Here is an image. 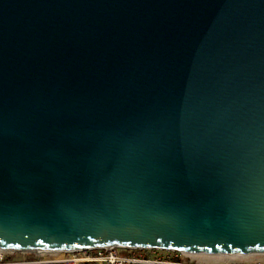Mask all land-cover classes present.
<instances>
[{
  "label": "water",
  "instance_id": "95a60500",
  "mask_svg": "<svg viewBox=\"0 0 264 264\" xmlns=\"http://www.w3.org/2000/svg\"><path fill=\"white\" fill-rule=\"evenodd\" d=\"M264 255V0H0V249Z\"/></svg>",
  "mask_w": 264,
  "mask_h": 264
},
{
  "label": "built area",
  "instance_id": "2783aa9c",
  "mask_svg": "<svg viewBox=\"0 0 264 264\" xmlns=\"http://www.w3.org/2000/svg\"><path fill=\"white\" fill-rule=\"evenodd\" d=\"M121 247L93 248L60 252L53 260L32 259L31 251L0 249V264H205L196 256L178 250L156 248L128 249ZM237 264H264V255ZM208 264V263H206Z\"/></svg>",
  "mask_w": 264,
  "mask_h": 264
},
{
  "label": "rangeland",
  "instance_id": "374dc122",
  "mask_svg": "<svg viewBox=\"0 0 264 264\" xmlns=\"http://www.w3.org/2000/svg\"><path fill=\"white\" fill-rule=\"evenodd\" d=\"M128 251L129 250L126 249V253ZM27 255L30 256V258L32 259H42V260H53L57 257H61L60 252H47V251L46 252L45 251L29 252ZM196 257L199 260L203 261L205 264L206 263L210 264L211 262H215L218 259L217 255H198ZM218 262L219 264H237V263H234V259H228V257L226 256L221 257V259H219Z\"/></svg>",
  "mask_w": 264,
  "mask_h": 264
},
{
  "label": "bare ground",
  "instance_id": "6f19581e",
  "mask_svg": "<svg viewBox=\"0 0 264 264\" xmlns=\"http://www.w3.org/2000/svg\"><path fill=\"white\" fill-rule=\"evenodd\" d=\"M221 257L224 256L217 255L218 259L215 262H211L210 264H219L218 260L221 259ZM226 257H228V259H234V261H244V260L250 261L251 259L254 258V255H229Z\"/></svg>",
  "mask_w": 264,
  "mask_h": 264
}]
</instances>
